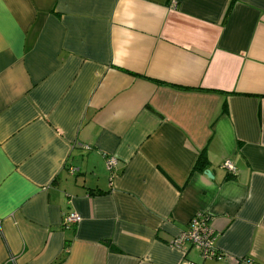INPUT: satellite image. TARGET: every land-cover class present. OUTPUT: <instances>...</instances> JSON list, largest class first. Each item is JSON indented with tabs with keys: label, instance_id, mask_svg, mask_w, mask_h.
I'll return each mask as SVG.
<instances>
[{
	"label": "crops",
	"instance_id": "1",
	"mask_svg": "<svg viewBox=\"0 0 264 264\" xmlns=\"http://www.w3.org/2000/svg\"><path fill=\"white\" fill-rule=\"evenodd\" d=\"M185 261L264 264V0H0V264Z\"/></svg>",
	"mask_w": 264,
	"mask_h": 264
},
{
	"label": "built area",
	"instance_id": "2",
	"mask_svg": "<svg viewBox=\"0 0 264 264\" xmlns=\"http://www.w3.org/2000/svg\"><path fill=\"white\" fill-rule=\"evenodd\" d=\"M87 148V147H86ZM117 160L111 156L106 158L105 166L108 171L113 174V170L116 166ZM224 167L234 172V167L230 161L224 162ZM81 217L76 212H70L63 218V224L80 222ZM214 229L211 224L210 216L205 211H199L190 219L187 229L181 231L173 241V245L182 249L184 245H190L195 248L202 259H218L222 258V254L219 253L214 246ZM183 264H195L193 262L185 261Z\"/></svg>",
	"mask_w": 264,
	"mask_h": 264
},
{
	"label": "trees",
	"instance_id": "3",
	"mask_svg": "<svg viewBox=\"0 0 264 264\" xmlns=\"http://www.w3.org/2000/svg\"><path fill=\"white\" fill-rule=\"evenodd\" d=\"M198 168L200 169V170H203V168L205 167V165H206V162H207V160H206V158L205 157H201L198 161ZM197 164V163H196Z\"/></svg>",
	"mask_w": 264,
	"mask_h": 264
},
{
	"label": "water",
	"instance_id": "4",
	"mask_svg": "<svg viewBox=\"0 0 264 264\" xmlns=\"http://www.w3.org/2000/svg\"><path fill=\"white\" fill-rule=\"evenodd\" d=\"M206 175H207L208 177H212L210 171H207V172H206Z\"/></svg>",
	"mask_w": 264,
	"mask_h": 264
}]
</instances>
